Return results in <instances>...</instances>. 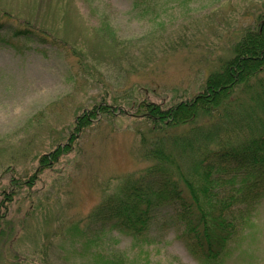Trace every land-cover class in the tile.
<instances>
[{
	"label": "rangeland",
	"instance_id": "obj_1",
	"mask_svg": "<svg viewBox=\"0 0 264 264\" xmlns=\"http://www.w3.org/2000/svg\"><path fill=\"white\" fill-rule=\"evenodd\" d=\"M263 12L264 0H0V20H10L0 30V215L11 228L0 264H98L95 253L107 264H196L171 217L146 244L115 231L74 241L66 228L151 164L137 152L151 125L133 104L168 108L202 93ZM21 24L45 42L14 38ZM98 103L118 110L39 168ZM229 249L225 264H264V200Z\"/></svg>",
	"mask_w": 264,
	"mask_h": 264
},
{
	"label": "trees",
	"instance_id": "obj_2",
	"mask_svg": "<svg viewBox=\"0 0 264 264\" xmlns=\"http://www.w3.org/2000/svg\"><path fill=\"white\" fill-rule=\"evenodd\" d=\"M12 36L46 40L22 24ZM134 107L135 116L151 125L140 133L137 150L151 164L125 176L83 220L68 225L69 238L93 240L115 231L146 244L153 224L171 217L183 228L196 264H225L231 242L264 200V12L235 42L232 55L207 75L202 93L168 108L151 102ZM117 110L103 103L83 110L67 143L42 154L39 168L69 152L72 140L98 116ZM3 219L0 240L9 234L4 228L11 230L3 228ZM93 257L107 264L100 253Z\"/></svg>",
	"mask_w": 264,
	"mask_h": 264
}]
</instances>
